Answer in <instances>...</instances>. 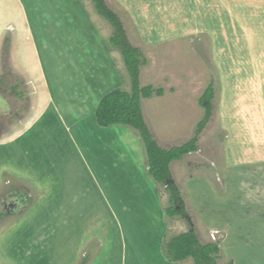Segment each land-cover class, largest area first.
<instances>
[{
  "label": "crops",
  "instance_id": "obj_1",
  "mask_svg": "<svg viewBox=\"0 0 264 264\" xmlns=\"http://www.w3.org/2000/svg\"><path fill=\"white\" fill-rule=\"evenodd\" d=\"M106 1L114 7L113 0ZM117 1L118 6L123 7L120 0ZM123 1L130 3L131 0ZM134 1V7L140 6V2L155 6L152 0ZM190 1L187 7L191 4L194 10L208 12L209 9L225 8L224 0ZM113 32L111 24L98 15L92 0H0V69L3 44L7 41L9 67L16 76L22 74L25 81L23 85H11L10 91L17 100L23 98L22 89L29 92L27 113L20 117L9 115L10 125L5 124L7 128L1 129L0 187L6 185L3 180L21 181L33 199L31 206L18 217L14 212L5 216L19 218L21 223L14 232L3 231L2 238L9 234L0 243L6 249L3 255L0 251V264H33L28 261L33 259L32 256L26 258L25 253L17 250L18 255L26 258L19 262L15 253H11L10 245L6 246L15 231H20L18 235L49 232V237L54 233L51 264H190L188 261L192 258L175 261L167 256L166 240L171 229L181 231L180 236L187 233L189 227L184 221L168 217L163 185L150 174L140 133L125 125L102 126L98 122L97 111L102 100L114 91L130 92L132 88L123 56L111 43ZM166 39L164 37L161 42L166 45L176 43L175 39ZM17 42L19 48H16ZM173 78L171 74L165 75V85L179 88ZM192 80L187 78L190 86ZM141 86L144 87L142 83ZM249 88L254 90L255 97L262 91L260 86L256 90L254 82ZM171 92H165V95H179ZM165 95L144 98L143 112L147 103L162 100ZM2 97L11 112L13 103L8 102L6 96ZM263 103L264 98L256 97L249 102L238 99L235 109L228 113L241 120L249 114L252 119L257 112L255 107H264ZM145 119L152 127L146 116ZM250 129L252 131V127ZM239 134L244 140L252 139L246 133ZM155 137L162 148V144L168 143L162 135L159 137L155 133ZM127 141L133 150L125 147ZM245 143L234 141L226 149L221 171L225 178L218 171V180L225 182L217 190L219 194L232 195L235 189H230L231 180H238L234 179L235 176L249 180L254 171H264V139L259 135L254 146H250L251 143L244 146ZM181 162L171 164L176 182L175 166ZM150 182L159 189L158 195L150 189H146L143 195L135 193L139 186H150ZM238 193L236 204L244 200L241 206L246 211L250 208L244 204L257 202L244 190V196ZM192 198L195 201L192 199L190 203L201 212L196 226L199 225L197 233L202 244L211 243L207 240L206 230L218 235L223 252L225 245L248 250L257 249L262 243L263 239L248 228L234 231L238 239H231L230 228L238 223L237 217L232 218L218 207L217 213L216 209L213 213L217 214V221L219 218L221 221L214 227L213 217H209L211 213L204 214L208 208L204 197ZM260 199L264 206V196ZM217 204L226 206L224 201H217ZM46 216L56 219L54 228ZM251 219V213L247 214L241 217L239 224ZM2 220L3 217L0 223ZM133 220L139 221L143 232L132 230ZM30 221L34 223L31 228ZM228 224H231L230 228ZM28 251L31 254L33 250L29 248ZM233 261L237 264L236 258Z\"/></svg>",
  "mask_w": 264,
  "mask_h": 264
},
{
  "label": "rangeland",
  "instance_id": "obj_2",
  "mask_svg": "<svg viewBox=\"0 0 264 264\" xmlns=\"http://www.w3.org/2000/svg\"><path fill=\"white\" fill-rule=\"evenodd\" d=\"M116 1L113 0L114 7H109L121 18L123 17L129 41L132 46L141 49L148 60V65L142 68L140 78L142 85L144 87L154 86L155 90L162 89L164 93L157 95L159 97L164 96L165 92L170 93L171 91L174 94H179L178 96H168L167 94L164 99H156L145 105L144 117L148 118L150 125L159 137L162 135L168 139L167 144H162L163 149L180 147L195 137L198 125L206 114L200 100L206 89L211 84L214 85L212 117L200 137L199 150L185 156L186 158L184 157L185 159L175 166L176 179L185 192L195 224L200 221L199 214L201 212L199 213L198 209H195L190 202H192L193 196L204 197V202L208 204L204 214L211 213L209 217H213L211 221L216 225L214 227H217L221 221V218L217 221V214L213 213L215 209V213H217L219 207L218 209L230 214L232 218L237 217L238 219L235 226L231 227V224H228V228L231 227V239L235 237L238 239L235 232L246 228L256 232L257 237L263 239L257 249L241 250L225 245L224 252L221 251L219 264H230L231 262L235 264L233 258L237 259V264H264V206L260 199L264 196V171L260 169L254 171L249 180L246 178L241 180L235 176L234 179L238 180H231L230 189L231 191L233 188L235 189L233 193L231 192V196L217 192L225 183L218 180V175L223 173L221 172L222 166L227 156L225 152L231 142L241 141L242 144L245 141L244 146L249 143H251L250 146H254L259 135L264 139V107L256 106L257 112L252 116V119L249 114L246 119L241 120L236 115L228 113L235 109L234 104L238 99L249 102L256 97L264 98V0H224L225 8L220 7L219 10L213 9L212 11L209 9L208 12L194 10L191 4L187 7V3H191L190 0H177L178 2L175 0H152L155 4L154 7L150 2L145 4L140 2L143 6L134 7L133 5L136 4L134 0H131L130 3L120 0L123 6L120 7ZM215 4L218 5V3ZM138 21L141 22L140 25ZM106 22L108 23L107 20ZM49 30L52 31V28ZM164 37H167L166 40L175 39L176 43L163 44L161 40ZM18 45L20 46L19 42H17L16 48H19ZM8 51L9 44L6 41L3 44L0 69V135H2V127L7 128L5 124L10 125L9 115L17 114L20 117L25 115L29 108L27 99L29 92L25 88L22 89L23 98H18V100L10 91L11 85L16 83L23 85L25 81L22 74L16 76L12 73L8 64ZM169 74L174 77V84L179 88L171 84V89L170 84L165 85V80L168 83L169 77L167 76L164 80V76ZM189 77L193 79L191 86L187 81ZM253 82L256 90L259 86V89L262 88V91L257 92L258 96L256 95V97L253 93L254 90L249 88L250 85L253 86ZM2 96H6L9 98L8 102L13 103L11 112H8L9 107L6 108L8 104ZM249 109L247 107V112L251 111ZM249 125L253 132L248 127ZM149 127L159 144L152 127ZM239 133H246L252 139L244 140ZM134 144L135 140L132 141V146ZM127 146L133 150L129 141L125 147ZM129 156L132 157V155ZM222 176L225 178L226 175L222 174ZM190 181L192 187H190ZM3 182L6 185L0 187V219L3 217L2 223H0V243H3L8 234L14 232L16 226L21 223L19 218L11 219L5 218V216H9L10 213L12 215L14 212V216L18 217L31 206L33 201L32 193L21 181L12 183L9 180L7 182L3 180ZM114 189H116L115 186ZM146 189L152 190L155 195L159 194V189L153 182H150V186L147 187L139 186L135 193L143 195L146 193ZM243 190L246 195L252 196L253 200L257 201L252 205L244 204L250 208L248 211L241 206L244 200L236 204V200H239L236 198L237 193L240 191L238 194L244 196ZM121 191L123 192V190ZM162 192L167 208L169 194L164 186H162ZM106 193L108 194V192ZM217 201H224L226 206H218ZM250 213L252 219L239 224L241 217L244 218ZM46 217L50 220L48 221L49 225L54 228L56 219ZM177 219L184 221L183 223L186 222L180 217ZM29 225L31 228L34 223L30 221ZM11 226L12 229H10ZM198 228L199 225L196 226V230ZM132 230L143 232L139 221H132ZM3 231L9 232L5 238H2ZM206 231L207 240L220 245L218 235H213L210 230ZM19 232L15 231L10 235L6 244V246L10 245L11 253H15V259L22 262L32 256L33 259H28L29 263L51 264L55 248V234L50 233L49 237V232L45 234L40 231L38 234L18 235ZM180 233L179 230L171 229L166 240L167 244ZM43 234L44 236H42ZM240 235L243 236V234ZM18 246L19 248H17ZM4 248L5 246L0 245V251H3L1 255L4 250L6 251ZM29 248L33 250L31 254L28 251ZM17 250L23 255L25 253L26 258L22 254L18 255ZM188 262L195 264L192 259Z\"/></svg>",
  "mask_w": 264,
  "mask_h": 264
},
{
  "label": "trees",
  "instance_id": "obj_3",
  "mask_svg": "<svg viewBox=\"0 0 264 264\" xmlns=\"http://www.w3.org/2000/svg\"><path fill=\"white\" fill-rule=\"evenodd\" d=\"M93 3L97 13L114 29L111 43L121 52L132 81L130 92L114 91L102 100L97 111L98 122L102 126L125 125L140 133L148 155L150 174L169 194V205L166 208L168 217H180L187 222L190 230L170 240L166 246L167 256L175 261L192 258L195 264H219L222 251L220 245L214 242L201 243L185 192L175 181L171 170L173 162L181 161L185 156L199 150L200 137L212 117L214 85L211 84L206 89L200 100L206 114L198 125L195 137L180 147L163 149L146 122L142 100L155 94L163 95L164 92L162 89L155 90L152 86H141L142 68L148 65L147 58L141 49L132 46L123 19L109 7L107 1L93 0Z\"/></svg>",
  "mask_w": 264,
  "mask_h": 264
}]
</instances>
